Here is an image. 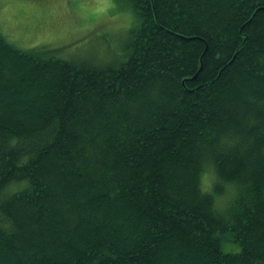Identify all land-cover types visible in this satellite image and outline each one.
<instances>
[{
	"label": "trees",
	"instance_id": "trees-1",
	"mask_svg": "<svg viewBox=\"0 0 264 264\" xmlns=\"http://www.w3.org/2000/svg\"><path fill=\"white\" fill-rule=\"evenodd\" d=\"M127 1L118 67L0 33V264H264V0Z\"/></svg>",
	"mask_w": 264,
	"mask_h": 264
},
{
	"label": "rangeland",
	"instance_id": "rangeland-1",
	"mask_svg": "<svg viewBox=\"0 0 264 264\" xmlns=\"http://www.w3.org/2000/svg\"><path fill=\"white\" fill-rule=\"evenodd\" d=\"M140 24L127 0H0V33L8 44L41 58L89 67H118L127 60V41ZM216 183L212 168L202 175L204 189ZM233 186L223 187L217 204L229 203ZM224 252L240 246L226 239Z\"/></svg>",
	"mask_w": 264,
	"mask_h": 264
}]
</instances>
